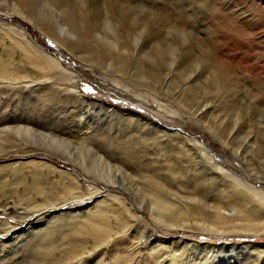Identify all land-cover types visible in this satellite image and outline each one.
Returning <instances> with one entry per match:
<instances>
[{
  "label": "bare ground",
  "instance_id": "obj_1",
  "mask_svg": "<svg viewBox=\"0 0 264 264\" xmlns=\"http://www.w3.org/2000/svg\"><path fill=\"white\" fill-rule=\"evenodd\" d=\"M148 1H150L149 5L152 4V6H147L146 9H144L142 15L136 16L134 19V23H132L130 19L134 17L135 12H137L139 9L137 5H130L129 0H117V2H115V0H111L110 2L105 4L107 6L105 7L104 12H102L104 15L103 27L108 28L110 32L105 36L107 39H105L104 37V45H111L112 48L104 49L106 47L105 46L98 48V50L95 47L94 49L96 50H94L93 47L89 46L86 43L89 35H92L95 31V29L93 28V26L95 25V22H93L94 13L90 12L87 14L86 12L88 10V6L90 4L93 5V0H53L51 8L52 15H46L40 11V1L38 0H15L13 3H10V6L5 5L8 13L11 11L13 14H15V16H19L24 21L30 23L34 28L52 37L58 45L64 46L76 57L89 62V64L91 63V65H93L92 62L99 63L97 65L99 67L98 69H101L102 66L106 64L108 66L106 67L109 71L110 82L115 85V88L119 85L126 88L127 90H130L134 94V97L136 96L138 106L136 104L134 106H137V108L147 106L146 104L151 98L153 99V101H155V103L158 104V110H156L158 114L157 116H161L172 123H170L169 126L166 125L161 127L160 125L155 124L154 121H151L150 119H147L142 115L136 114L133 111V113L136 115V117L134 118H136L137 122L134 119L132 120L135 121L136 124H139V127H143L144 129L139 132L140 135L136 134L140 139L138 138L137 141L134 140L137 144V153L139 154V156L138 154L136 155V152L132 153L130 148L126 146L122 147L120 145L117 146L118 150H112L113 156L110 154L111 159L109 155V159H107L106 156L99 154L101 153L100 150L93 151L92 147L89 145V141L85 142V144L83 145L81 144L78 147H75L72 146L73 144L71 142H65L48 133H37V135L40 137L38 138V140H40L48 148H50L52 154H55L60 159H63L76 166L77 168H80L85 174H90L92 178L96 180H102L107 184L116 185L117 183H120L122 187H124L128 191L130 190V184H132L130 182L132 181L128 179L129 175H126L125 171L122 169L123 167L121 164H123L125 168L126 165H130L128 164L130 162V159H138L131 165L134 166L136 164L135 175L138 174L141 176L140 178H142V185L144 187L140 186V191L143 190L144 193L141 192V194L144 195L141 196H146V198H149L151 200V208L154 209V211L152 212H154L153 214L155 215L153 217H156V219L158 218L157 220L159 221L165 220L166 223H171L170 221L177 222V220L173 219H176L178 215L180 217H184L183 214L186 215V211H179V209L176 208V206L173 204L176 203V201L173 203L170 202L171 199L167 197V190L165 189V187L167 186L162 183L158 177H155V174L152 172V170H150L151 173L146 172L147 165L152 163L151 167L153 168V163L157 161V166L154 165L155 168H157L154 169L156 170L158 175H164L165 180L169 178L178 180L179 183H183L184 185H186L187 183L189 184V182L194 179L208 181L209 185L207 183H204V188L207 189L208 187L212 186L210 189H208L209 193L215 186H218V188L220 186L221 190H219V193H221V200L223 197V200L226 199L230 201L229 203H227L228 206L225 205L226 208L230 207L232 209V212H234L237 216H240V218H230V216H228L229 219L226 220H229L230 223L235 222L233 220L242 221L243 223L241 224V227H246L243 232L252 234V237L264 236V190L263 186L261 185L262 183H264V0H235V3H231V0H229L226 4L227 6L221 4L220 1L222 0H187L185 3H183V0H177L176 2H172V5L166 4V2L169 3V1L165 0ZM189 3H192L193 7L187 8L186 4ZM170 9L172 10V13ZM2 12L4 11L2 10ZM172 15H174V17ZM52 20H54V26L52 25ZM7 25L8 23L0 24V29L2 31H5L6 34L11 33L12 35H14L16 37V42L14 41L15 44L17 43L19 46H22L24 48L29 47L31 49L33 47L31 38L26 35V31H24L23 27H18V29H16L14 28V25L13 28ZM135 30L138 31L135 32ZM97 36L99 37V35ZM136 36L141 39V46L137 48V45L139 44L138 43L134 45L133 49L131 50L127 45V40ZM2 40L3 39L0 38V44L4 42V40L3 42ZM7 48H9V46L6 47V49ZM144 48H148V50L146 51ZM108 50L110 51L109 53H107ZM34 52L40 53L41 50L34 49ZM1 53L3 52L1 51L0 54ZM40 54L42 57L38 56V58L45 59L46 63L51 65L52 67H59L57 60L45 57L42 55V53ZM166 60H168L169 63H167ZM8 68L9 66H7L0 59V90L2 91L7 88H16L14 89L15 92L17 90H24V82H28L27 80H25L27 75L26 77L24 76V79H22L24 82L23 85L20 86V81L17 80L19 77L14 76V73L12 71H9ZM18 70L19 69H17L15 72H17ZM60 70L63 71L62 69ZM39 72L41 74L44 73L42 72V70ZM20 75H23L21 74V71L19 76ZM37 76H39V74H37ZM34 77L36 79V76ZM51 78L52 77H50V79ZM14 80L18 82H14ZM36 80L39 81L38 79ZM36 80L33 79V81H35V87L40 85ZM177 80L180 81V85H175V82ZM5 81L7 84L2 83ZM53 82L54 81H52V83ZM12 83L14 84V86H10L13 85ZM16 84L18 85L15 86ZM30 84L27 83L26 87H30ZM66 84L68 85L69 83L67 82ZM44 85L46 84L44 83ZM173 85H175V87H172ZM35 87L32 86L31 88ZM52 87L54 88L56 86L53 85ZM203 87L209 88L212 93H204V99L202 100L200 99V96L202 95L200 92L201 90H203ZM68 90L70 89H67V91ZM74 90H76L75 87ZM74 90L72 92H75ZM39 91L40 90H38V92ZM27 92H29L30 94V91L27 90ZM40 94H42V92ZM133 94L131 96H133ZM45 96L48 97V95ZM45 96H43V98H45ZM18 100L20 101L21 99ZM24 104L27 103L25 102ZM99 105H101V103ZM57 106L55 104V107ZM5 107L4 109H6ZM92 107H95L94 104ZM105 111L107 112V110ZM22 112H20V114H22ZM120 113L122 112L120 111ZM134 114H131L132 116H129V118H133V116H135ZM208 114H211L214 118L213 124L211 126L214 129V132L212 133L217 141H219V143L224 145L225 148L228 149L229 152H231V160L221 159L220 161H218L213 155L210 154V152L212 151L210 149H207L206 147H203L197 139L192 138L180 131H173V129L170 128V125H173L176 121L175 116L178 117V119H182L184 118V116H186L194 123H199L200 118H205ZM109 115H107V117ZM252 121L255 122V126H252ZM14 131L16 132V134H23L24 137L30 133V128L17 127L14 129ZM129 131L130 130L127 129L128 133ZM243 131L246 132L242 137V146H239L237 145L235 140L237 136L243 133ZM67 132H69V130H67ZM131 133L132 132H130V134ZM124 134L126 135V132H124ZM91 135L92 134H90L89 138L91 137ZM125 135H123V137ZM28 137L29 136H27V138ZM137 137L133 138L136 139ZM4 138L5 137H3V139ZM83 140L86 139L83 138ZM108 141L110 142V140H107V142ZM4 142L6 143L7 141ZM3 146L4 145L2 144L0 146V149L4 150L2 148ZM17 146H19V144ZM97 148L98 147H96L95 149ZM33 151L34 149L31 150V152ZM21 152L26 153L27 151ZM61 152L65 153L67 156H61L60 154H58ZM5 153L6 152H4V154ZM143 154H149L150 157L149 155L145 156L147 157V159L143 160L141 159L143 158ZM241 157L242 159H244L243 161L247 168L244 171L250 173L246 174L248 176L247 179L244 178V180L241 177L237 176V172H235L233 169V161H237ZM113 162H115V164L112 165ZM34 165L38 166L40 170H43L44 166H46V168H48L49 174L55 176L57 174L58 178L63 181L62 186L65 185L64 192L66 193V199L64 198L65 200L62 201L60 198H54L52 196L56 194L53 193V195L50 196L49 194H47V192H44L43 189L39 187L35 188V191L27 190V187L25 185H23V194H19L17 189L20 181H18V179L15 177L13 183H7V179L3 178L2 180H0V212L6 214L8 212L9 205L11 204L10 199H13L14 206H16L17 209L22 210V214L18 215V219H20L21 222H27L28 220L30 222L40 215H45V217L43 216V218L46 220L45 222L43 221L44 229L39 233L40 236L44 235L43 237H65L68 230L85 229L87 233L90 232L92 237V247L91 249H89L93 251V254L99 253L101 258L104 254L102 253V249L104 246L108 247L111 244L113 245L112 247L115 248L112 250H118V247H120L122 244H125L124 242L128 244L129 241L127 239L129 233L132 232H129L132 225L129 224L130 221L127 217L125 218L126 220L120 219L118 223H114L113 225H105L99 218L101 217V215H107L109 212L115 211V208H117L118 210L120 208H123L124 206L122 205L119 198H111L109 200L110 203L107 199L97 200L96 202L94 201L95 203L93 204L90 203L89 207H94V214H87L88 210L84 207H79L78 211H74V209L71 208L64 209L65 207H62V205H69L74 200H76L75 202H80L83 200H91L94 197L96 199L100 193L99 189L96 186L91 185L90 188L86 192H84V188L80 179L81 176L79 177L80 173L78 174V171H75L74 173L66 169H61L53 163L45 164L44 162L41 163L35 161ZM126 168H128V166H126ZM252 168L258 169L255 175V171H253ZM90 175L87 177H90ZM132 176L130 179H134L132 178ZM139 181L140 180H138L137 182ZM8 185L10 186L8 187ZM145 185L147 186V188H145ZM49 193L51 194L52 192ZM215 193H213L214 197L216 195ZM193 198L194 199L192 200H197L195 196H193ZM149 199L145 200L147 201ZM200 200L201 199H199L198 201L200 202ZM182 203H184V201L181 202V204ZM186 203L182 205L185 206ZM16 207L13 209H16ZM177 207H179L178 204ZM61 208L64 209L63 212H59ZM145 211L148 210L146 209ZM55 212L59 213L55 214ZM224 212L226 213L227 211ZM77 214L80 215L78 216ZM172 217L175 218L172 219ZM147 219H149V216ZM184 221L186 220L184 219ZM184 221L182 222L185 223ZM135 222L137 223L138 221L135 220ZM169 223L164 225H169ZM140 224L138 223L137 227L140 226L141 229ZM180 224L181 223H178V226H180ZM19 225L20 224L12 225L7 221L0 224V229L3 231V233H0V240L3 241L2 243H6L7 239H9L10 241H14L20 238V235L23 234V232L26 231L27 233V230H29V228H34L35 226L37 227L36 224H30V226L25 230L19 231L17 227ZM199 226H201V224ZM199 226L195 227L197 228ZM203 226L205 227V225ZM164 228L167 230L166 227ZM171 228H173V226ZM134 229L135 228H133L132 230L134 231ZM137 230L138 229H136V231ZM168 230L170 229L168 228ZM235 231L238 232V230H234V232ZM118 234H120V236L118 237L123 242H116L111 240ZM138 234L140 235V233ZM146 240L148 241V239ZM54 241L43 238L40 243H33L35 241L32 240L28 245H35L32 247L31 251L27 253L28 262L30 264H64L65 262H67V260H69V264H76V261L80 262V264L99 263L98 259L96 260V263H94L93 259L89 260V262H85V259L88 260L92 257V254L90 252L88 254L86 253V246L71 244L58 249V254L55 255V251L57 250V248L51 244ZM207 244L204 245L206 248H208ZM197 245L201 246L202 244L199 242V244H196V246ZM259 245L264 246V244ZM249 246L253 248L250 249ZM257 246L258 245H251L247 243L236 244L234 242L231 243L223 241L219 245H217V247L221 249V251L226 249L229 251H234L235 248H237L239 252L240 249L242 251L239 254V260L236 259V256L235 259L229 256L230 259L227 260L226 263L225 261H222L220 264H247L248 261V264H258L260 259H264L261 258L262 256H264V248H259ZM175 248L177 249V247ZM199 248L201 249V247ZM211 248L214 249L215 247ZM39 249L42 252H40ZM198 249L196 248V251ZM204 249L202 247V250ZM185 250L187 251V249ZM134 251V249L131 251L132 257ZM214 251L216 252L218 250L214 249ZM214 251L212 252L214 253ZM35 252H37L38 254L40 253V260L44 263H40L38 261ZM222 253L224 255L223 251ZM202 255L203 254L200 255V258ZM211 257L214 258L213 256ZM212 258H210L209 260H211ZM202 259H205V257H203ZM241 260H244V262H242ZM120 261H122V259ZM197 262L198 261L196 260V263L194 264L205 263L204 261V263ZM128 264H130V262H128ZM170 264H176V261L174 259H170ZM206 264H211V262H208Z\"/></svg>",
  "mask_w": 264,
  "mask_h": 264
},
{
  "label": "rangeland",
  "instance_id": "obj_2",
  "mask_svg": "<svg viewBox=\"0 0 264 264\" xmlns=\"http://www.w3.org/2000/svg\"><path fill=\"white\" fill-rule=\"evenodd\" d=\"M14 1L15 0H0V22H1L0 24H2V23L7 24L8 23L7 26L13 28V25H14V28H16V29H18V27H23L24 31H26V35L31 38L32 45L34 48L33 47L31 49L29 47L24 48L22 46H19L17 43L15 44L14 41L16 42V37L14 35H12L11 33L6 34L5 31H2L0 29V38L4 40V42H3V40H2V42L5 44V45L3 43L0 44V47H1L0 52L1 51L3 52L0 54V59L7 66H9L8 70L12 71L14 73V76L19 77L17 80L20 81V84H21L20 86L23 85L24 81L22 79H24L26 77V75H27V77L25 78V80L28 81V82H24L25 83L24 85L26 88V89L24 88V90H17L16 92L14 90L16 88H14V89L7 88V89H4L2 91L0 90V146L2 144L4 145L2 147L4 150L0 149V153H2V154H0V180H2L3 178H6L7 183H13V181L16 177L18 179V181H20V184H19L20 187L18 186V189H17L19 194H23V185H25L27 187V190H30V191H35V188L39 187V188H42L44 192H47V194H49L50 196L53 195V193L56 194V195H53L52 197L60 198L63 201L66 199V196H65L66 193L64 192L65 185L62 186L63 181L58 178L57 174H56V176L49 174L48 168H46V166H44L43 170H40L38 166L34 165V162L35 161L41 162V163L44 162L45 164L53 163L61 169H66V170L74 172V173H75V171L76 172L78 171V174L79 173L81 174V175L79 174V177L81 176L80 179H81V182H82V185L84 188V192H86L90 188V186L93 185L99 189L100 193L96 199L94 197L91 200H83L80 202H75L76 200H74L71 204L65 205V206L62 205V207H65L64 209L71 208V209H74V211H78L79 207H82V208L84 207L88 210L87 214H94L93 213L94 207L90 208L89 207L90 203L93 204L97 200H103V199H107L108 202L110 203L109 200L111 198H119L124 207L120 208L119 210L117 208H115L114 209L115 211L109 212L107 215H103V216L101 215V217H99V218L101 219L102 223H104L105 225L106 224L113 225L114 223H118L120 219L126 220L125 218L127 217L128 220L130 221L129 224L132 225L129 232L132 231L133 233L128 232L129 233L128 239H127L129 241L128 244H126V242H124L125 244H122L120 247H118V250H112L115 248L112 247L113 245H111V244L108 247L104 246L102 249V253H104V254H103V257L101 258L99 253L93 254V251L90 250L92 247V237H91L90 232L87 233L85 229H80V230H73L72 229V230H68L66 232L65 237L64 236H61V237H59V236L43 237L44 235L40 236L39 233L44 229L43 223L46 221L43 218V216L45 217V215H40V216L36 217L34 220H31L30 222H29V220L27 222H21L20 219H18V215L22 214V210L17 209V207L14 206L13 199H10L11 204L9 205V209H8L9 213L7 212L6 214H4L3 212H0V224L4 223L5 221L9 222L12 225L20 224L19 226H17L19 231L25 230L27 227L30 226V224H33V225L36 224L37 227L35 226L34 228L33 227L29 228V230H27V233H26V231L23 232V234L20 235V238L14 240L15 242L7 239L6 243H2L3 241L0 240V264H30L28 262L27 253L31 251L32 247L35 244H30V245H28V244L32 240L35 241L33 243H37V242L40 243L43 238L49 239L52 241L57 240V241H54L51 243L54 247L57 248V250L55 251V255L58 254V249H60L61 247H66V246L71 245V244L79 245V246H86L87 247L86 253L88 254L90 252L92 254V257L89 258L88 260L85 259L86 260L85 262H87V261L89 262V260L93 259L94 263H96V260L98 259V261H99L98 264H102V263L103 264H124V263L128 264V262H130V264H155V263L170 264V259H174L176 261V264H194V263H196V260L198 261L197 263H202L204 261L205 262V263L203 262L204 264H206L208 262L209 263L211 262V264H220L222 261H225V263H226L227 260L230 259V257H233L234 259L237 257L236 259L239 260V258H240L239 254L242 251L240 249V252H239V250L237 248H235L234 251H229L227 249L222 250L224 252L225 257H226L225 258L221 249H219L217 247V245H219L223 241L231 242V243L234 242L236 244L247 243V244H251V245H258L257 247H259V248H264V246L259 245V244H264V236L252 237L251 236L252 234H248L247 232H243L246 229V227L245 226L241 227V224L243 223L242 221L237 220L238 221V223H237L236 220H233L235 222L230 223L229 220H226V219H229L228 216H230V218H233V217L234 218H236V217L240 218V216H237L234 212H232V209L230 207L226 208L225 205L228 206L227 203H229L230 201L226 200V199L223 200V197L221 200V193H219V190H221L220 186H219V188H218V186H215L214 188L211 189V191L209 193L208 189H210L212 186L208 187L207 189L204 188V183H207L209 185L208 181L194 179L191 182H189V184L188 183L186 184L189 186H186L183 183H179L178 180H175L172 178L165 180L164 175H161V174L158 175L156 170H155L157 168V167L155 168V166H157V161L155 162L156 164L153 163V168L151 167L152 163L147 165L146 172L151 173L150 170H152V172L155 174V177H158L161 180V182L164 183L168 187V188L165 187V189L167 190V197L171 199L170 202L173 203L176 201V203H173L176 206V208H178L179 211H181V212L186 211V213H185L186 215L183 214L184 217H180L179 215L177 217L175 216L176 219H173L175 217H172V219L177 220V222L170 221L171 223L167 222V223H169V225H164V224H167L165 222V220L159 221V220H157L158 218L156 219V217H153L155 215L153 214L154 212H152V211H154V209L151 208V205H152L151 200L149 198H146V196H141V195H144V194H141V192L144 193V191L143 190L140 191L141 190L140 186H143L142 185V178H140L141 176L138 174L135 175L136 164L134 166L131 165L132 163L136 162L138 159L131 157L132 159H130V162L128 163L130 165H126V166H128V168H126V166H125L126 170H125L123 164H121L123 167L122 169L125 171L126 175H129L128 179L132 181V182H130L132 184H130L131 187H130V190L128 191L127 189L122 187V185L120 183L119 184L117 183L116 185L107 184L102 180H96V179L92 178L90 174H89L90 177H87L89 175L85 174L80 168H77L76 166L70 164L69 162H67L63 159H60L59 157H57V155L52 154L51 149L48 148L40 140H38V138H40V137L37 135V133H39V134H41V133L52 134V135L56 136L57 138L65 141V142H71L73 144L72 146H75V147H78L81 144L83 145V144H85V142L89 141V145L92 147L93 151H99L100 150L101 153H99V152L98 153L106 156V158L109 159L110 154L113 156L112 150H118L117 146H120V145L122 147L126 146V147L130 148L132 153L136 152V155L138 154L137 153V144L134 140H136V141L138 140V138H139L138 135H140L139 132H141L144 129H143V127L142 128L139 127L138 126L139 124H136L137 120H136V118H134V117H136V115L133 113V111L136 114L142 115L145 118L150 119L151 121H154L155 124H158L161 127L166 126V125L169 126V124L171 122L169 120L164 119L160 115H159L160 117L157 116L158 114H157L156 110H158V104L155 103V101H153V99H151V98L149 99V102L146 104L147 106L137 108V106H138L137 102L138 101H136V96L134 97V94L130 90H127L126 88L121 87L119 85L116 86V88H115V85L110 82V79H109L110 75H109V71L107 68L108 66L106 64L103 65L101 69H98L99 67L97 65L99 63L92 62L93 65H91V63L89 64V62L84 61V60L76 57L67 48H65L62 45H58L57 42L52 37L42 33L38 29L34 28L30 23H28L27 21H24L19 16H17V15L15 16V14H13L10 10H9L10 12L8 13L5 5L10 6V3H13ZM38 1H40L39 2L40 11L43 14L52 15L51 8H52L53 0H38ZM93 1H94L93 5L90 4L88 6V10L86 8V10H87L86 12H87V14L90 12L94 13V18H93L94 21L93 22H95V25L93 26V28L95 29V31L93 32L92 35H89L88 39L86 40V43L89 46L93 47V49L95 47L98 50V48L106 46V45H104V37L106 36L107 33L110 32V30L108 28L103 27L104 15L102 12H104L105 7L107 6L105 4H107L111 0H93ZM165 1H169V3L166 2V4L172 5L171 3L176 2L177 0H165ZM186 1L187 0H183V3H185ZM228 1L229 0H225V1L222 0L220 2L222 5L227 6L226 4ZM115 2H117V0H115ZM149 2L150 1H148V0H129L130 5H132V6L137 5L139 7L138 11L135 12L134 17H132L130 19V21L132 23H134V19L136 16L142 15L144 9H146L147 6H152V4L149 5ZM125 3H127V2H125ZM231 3H235V0H231ZM186 7L191 8V7H193V4L192 3L186 4ZM2 10L4 12H2ZM170 11L172 13L171 9H170ZM172 16L174 17V15H172ZM55 20H56V18H55ZM52 23H53L52 25L54 26V20H52ZM137 31L138 30H135V32H137ZM97 35H99V37ZM10 36H11V38H10ZM105 39H107V38L105 37ZM127 42H128L127 45L131 50L133 49L134 45H136L138 43L139 44L137 45V48H139L141 46V44H140L141 39H139L137 36L133 37V38H129L127 40ZM8 46H9V48L6 49V47H8ZM107 46L104 49L112 48L111 45H107ZM12 47L14 50L12 49ZM10 49H12L13 51ZM34 49L41 50L40 53H42V55L45 57H48V58L53 59V60H57L59 67L58 66H57L58 68H56L54 66L52 67L51 65L46 63L45 59L38 58V56H41V54L35 53ZM104 49H102V50H104ZM144 49L146 51L148 50V48H144ZM94 50H96V49H94ZM109 52L110 51L108 50L107 53H109ZM166 62L169 63L168 60H166ZM16 68L19 69L17 72H15L17 70ZM38 68H40V69H38ZM60 69H62L63 71H61ZM41 70H42V72H44L43 74H41L39 72ZM20 71H21V74H23V75L19 76ZM24 72H25V74H24ZM166 72H168V71H166ZM37 74H39V76H37ZM40 74H41L42 78L40 77ZM34 76H36V79H38L39 81H37ZM50 77H52V78L50 79ZM32 78L34 80H36L38 82V84H40L39 86H41V87H39V86L35 87V85H34L35 81H33ZM28 79H30V80H28ZM44 80H45V82H44ZM21 81H22V83H21ZM52 81H54L53 82L54 84L52 83ZM14 82H18V81L14 80ZM67 82L69 83L68 85L66 84ZM70 82L71 83L73 82V83L71 84ZM2 83L7 84L6 81L2 82ZM27 83L28 84L32 83V84H30V87H26ZM44 83L46 85H44ZM47 83H50V84H47ZM17 85L18 84H16L15 86H17ZM31 85L35 88H31L32 87ZM53 85H55L56 87L53 88L52 87ZM61 85H62V87H61ZM72 85H73V87H72ZM175 85H180V81L177 80L175 82ZM175 85H173L172 87H175ZM10 86H14V84L10 85ZM43 86H44V88H43ZM66 87H67V89L71 90V91L68 90L70 93L67 91ZM71 87H72V89H71ZM74 87L77 91L74 90ZM27 88H29V89H27ZM58 88H61L62 90L58 89ZM87 88H90L91 91L86 90ZM30 89H33L35 92L33 90H30ZM51 89H52V91H51ZM27 90L30 91V94H29V92H27ZM38 90H40L39 92L40 93L42 92L43 95L40 94L38 92ZM73 90L75 92H72ZM32 91L34 93H36V94L38 93V94L36 95ZM54 92H56V93H54ZM71 92H72V94H71ZM76 92L78 93V95ZM127 92H129L130 94ZM7 93H8V95H7ZM11 93H13V94H11ZM27 93H28V95H27ZM200 93L202 94L200 96V99L203 100L204 99V97H203L204 93H212V92L209 88L203 87V90H201ZM20 94H22L24 97ZM49 94L51 95V98H50ZM132 94H133V96H131ZM45 95H48V97H46ZM18 96H20V97H18ZM43 96H45V98H43ZM62 96H64V97H62ZM38 98H40V99H38ZM47 98H50V99H47ZM18 99H21V100L19 101ZM25 100H27V101H25ZM55 100H57V101H55ZM77 101H78V103H77ZM98 101L101 103V105H99L100 103ZM25 102L27 104H24ZM59 102H60V104H59ZM103 103L106 105V107ZM28 104H29V106H28ZM55 104H56V106L58 104L59 105L57 107H55ZM93 104L95 107H92ZM135 104L137 106H134ZM45 105H48V106H45ZM5 106H7V107H5ZM4 107L6 109H4ZM98 107H99V109H98ZM105 110H107V112ZM22 111H24V112H22ZM120 111L122 113H120ZM20 112H22V114H20ZM115 112H116V114H115ZM127 112H129V113H127ZM26 113H28V114H26ZM106 113H109L110 115L106 114ZM112 114H113V116H112ZM131 114H134L135 116H133V118H129V116H132ZM107 115H109V116L107 117ZM27 116L28 117L30 116V117L28 118ZM175 118H176L175 123L173 125H170V128H172L173 131H180L182 133L187 134L188 136H190L192 138L197 139L198 142L203 147H206L207 149H210L212 151V152H210V154L213 155L215 157V159H217L218 161H220L221 159H225V160H231L232 159L231 152H229V150L226 149L224 145L219 143V141H217V139L215 138V136L212 133V132H214V129L211 126L213 124L214 118L211 114H208L205 118H200L199 123H194L193 121H191L186 116H184V118H182V119H178V117H176V116H175ZM175 118H174V120H175ZM91 119H92V121H91ZM132 119H134L136 122L133 121ZM162 119H164L165 121ZM184 119H185V121H184ZM79 120H80V122H79ZM82 120H83V122H82ZM85 120H87V121H85ZM130 120H132V121H130ZM167 121H169V122H167ZM87 122H88V124H87ZM48 125H50V126H48ZM122 125H124V126H122ZM128 125L131 127H129ZM252 126H255L254 121H252ZM17 127H28V128H30V133L24 137H23V134L22 135H19V133L16 134L14 129ZM123 127H124V129H123ZM66 129L69 130V132H67ZM127 129L130 130L129 133L127 132ZM8 131H10V132H8ZM62 131H64V132H62ZM124 132H126V135L124 134ZM130 132H132V133L130 134ZM245 132L246 131H243V133H241L239 136L236 137L235 141H236L237 145L242 146V140H243L242 137L245 134ZM62 133H63V135H62ZM11 134H12V136H11ZM90 134H92L90 137L91 139L89 138ZM136 134H138V135H136ZM70 135H72V136H70ZM123 135H125V136L123 137ZM27 136H29V137L27 138ZM81 136L82 137L84 136L83 138H85L86 140H83V138ZM3 137H5V138L3 139ZM97 137H99L100 139ZM133 137L134 138L137 137V138L134 139ZM16 138H17V141H16ZM80 138H81V140H80ZM94 138L98 141V143ZM18 140H19V142H18ZM107 140H110V142L109 141L107 142ZM4 141H7V142L5 143ZM108 143L109 144L111 143V144L109 145ZM18 144H19V146H17ZM99 144H101V145H99ZM96 147H98V148L95 149ZM32 149H34L35 152L34 151L31 152ZM78 150H81V149H78ZM21 151H27L28 153L27 152L23 153ZM4 152H6V153L4 154ZM103 153H105V154H103ZM58 154H60L61 156H67L65 153H62V152L58 153ZM108 155H109V157H108ZM148 155L149 154H145V155L143 154V156H142L143 158H141V159H143V160L147 159V157H145V156H148ZM138 156H139V154H138ZM149 157H150V155H149ZM110 159H111V157H110ZM243 160L244 159H242V157H241L237 161H233V163H234L233 169L235 172H237V176L241 177L244 180V178L247 179L248 175H246V174H250V173H247V171H244L247 168H246ZM113 164H115V162H113L112 165ZM130 166H132V167H130ZM252 170L255 171L254 175L258 171L257 168H252ZM131 171H132V173H131ZM127 172H128V174H127ZM131 176L134 179H130ZM136 180L137 181L140 180V181L137 182ZM259 184H261V183H259ZM261 185L263 186V190H264V183H262ZM9 186L10 185H8V187ZM145 188H147L146 185H145ZM138 191H139V193H138ZM182 191H183V193H182ZM214 191L217 193H215ZM49 192H52V193L50 194ZM32 193H34V192H32ZM213 193L216 194L215 197L213 196ZM191 194H192V196H191ZM173 196H175V197H173ZM188 196L189 197L191 196V197L189 198ZM193 196H195L197 198L196 201L192 200V199H194ZM142 197H143V199H142ZM140 198L142 199V201ZM173 198H175V199H173ZM198 198L201 199L200 202L198 201L199 200ZM15 199H16V196H15ZM145 199H149L150 201L149 200L146 201ZM183 201H184V203L187 202L188 204L186 203L185 206L186 205H188V206L185 207L184 205H182V204H184V203L181 204V202H183ZM144 202H145V204H144ZM195 202L197 203V205ZM177 204L182 209L177 207ZM15 207H16V209H13ZM196 208H198V209H196ZM223 208H224V210H223ZM64 209L61 208V210L59 212H63ZM146 209L148 211H145ZM220 209H221V211H220ZM187 210H188V212H187ZM201 210H203L204 213ZM224 211H227V212L225 213ZM59 212H55V214H58ZM192 213H194V214H192ZM77 215L79 216L80 214H77ZM132 215H133V218H132ZM180 215H182V214H180ZM148 216H149V219H147ZM185 216H186V218H185ZM193 216H194V220H193ZM203 217H204V219H203ZM136 218H138V219H136ZM182 218H184L187 222L184 221V219H182ZM199 218H200V220H199ZM210 219H211V221H210ZM36 220H39V221H36ZM135 220L138 222L136 223ZM182 221H184L185 223H183ZM133 223H135V224H133ZM138 223L139 224L141 223L140 224L141 229H140V226L137 227ZM178 223H181L180 226H178ZM226 223H227V225H226ZM146 224H148V225H146ZM170 224L173 226V228H171L172 226ZM200 224H201V226H199ZM134 225H135V227H134ZM176 225L178 226V228ZM203 225H205V227ZM238 225H240V226H238ZM39 226H41V227H39ZM195 226H199V227H197L199 229H197ZM164 227H166L167 230ZM133 228H135L134 231L132 230ZM168 228L170 230H168ZM179 228H181V229H179ZM200 228H201V231H200ZM224 228H225V230H224ZM136 229H138V230L136 231ZM191 229H193V230H191ZM227 229H228V231H227ZM234 230H238V232L237 231L234 232ZM62 231H63V229H62ZM163 231H164V233H163ZM197 231H199V232H197ZM0 233H3V231L1 229H0ZM138 233H140V235ZM132 234H134V235H132ZM141 235H142V237H141ZM118 236H120V234H118L117 236H115L111 240L116 241V242H123V241H121V239ZM180 236H182V237H180ZM145 237H147V238H145ZM152 237H153V239H152ZM155 238H158V239H155ZM146 239H148V241ZM171 240H172V242H171ZM161 241L166 243V244L162 243ZM182 241H184V242H182ZM199 242L202 245L196 246V244H199ZM176 243H178V244H176ZM185 243H186V245H185ZM130 244H132V245H130ZM206 244L208 245V248H206L204 246ZM192 245H194L197 249L199 247H201V249L199 248L198 249L199 251L198 250L196 251V248ZM129 246H131L132 248ZM210 246L213 248L215 247L214 249L218 250V251L215 252L214 249H212ZM125 247H126V249H125ZM175 247H177V249ZM184 247H185V249H187V251L184 249ZM192 247H193V249H192ZM202 247H203V249L205 248L204 250L206 253L204 252V250H202ZM249 247H250V249L253 248L251 246H249ZM178 248H180L181 250ZM122 249H124V250H122ZM133 249L135 251L133 252V257H132L131 251ZM189 249H191V250H189ZM231 250H233V249H231ZM183 251H184V253H183ZM212 251H214V253ZM40 252H42V251L40 250ZM181 252H182V254H181ZM197 253H198V255H197ZM216 253L218 254V256ZM127 254H128V257H127ZM187 254H189V255H187ZM201 254H203L204 256L202 255L200 258ZM35 255L38 258V261L40 263H44V262H41V260H40V258H41L40 253L38 254L37 252H35ZM174 255H176V256H174ZM211 256H213L214 258H212ZM195 257H197V258H195ZM203 257H205V259H207V260L202 259ZM210 258H212V259L209 260ZM261 258H264V256H262ZM116 259H118V260H116ZM121 259L123 262L120 261ZM214 260L216 261V263ZM238 260H237V262H238ZM232 261H231V263H232ZM241 261L244 262V260H241ZM69 263H70V261L67 260V262H65L64 264H69ZM248 263H249V261H248ZM76 264H80V262L76 261ZM258 264H264V259H260Z\"/></svg>",
  "mask_w": 264,
  "mask_h": 264
},
{
  "label": "snow or ice",
  "instance_id": "obj_3",
  "mask_svg": "<svg viewBox=\"0 0 264 264\" xmlns=\"http://www.w3.org/2000/svg\"><path fill=\"white\" fill-rule=\"evenodd\" d=\"M86 90H88V91H91V89H90V88H87Z\"/></svg>",
  "mask_w": 264,
  "mask_h": 264
}]
</instances>
